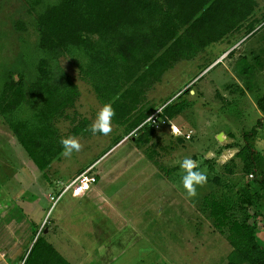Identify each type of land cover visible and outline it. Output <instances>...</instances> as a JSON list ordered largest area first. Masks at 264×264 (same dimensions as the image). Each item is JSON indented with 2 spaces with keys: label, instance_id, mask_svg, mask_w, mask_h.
<instances>
[{
  "label": "rangeland",
  "instance_id": "374dc122",
  "mask_svg": "<svg viewBox=\"0 0 264 264\" xmlns=\"http://www.w3.org/2000/svg\"><path fill=\"white\" fill-rule=\"evenodd\" d=\"M256 2L252 17L239 30L195 58L177 63L147 93L156 106L173 102L178 94L180 101L190 103L172 122L192 130V139L181 140L169 127L156 130L150 140H139L136 133L126 139L125 128L113 120L107 135L88 130L74 136L75 123L85 118L90 128L104 104L66 55L60 56V64L80 95L55 122L64 136L78 139V152L70 156L62 152L42 171L0 115V246L16 245V255L5 256L0 264L25 263L35 232L39 229L37 236H46L43 229L48 222L41 221H51L59 208L49 211L46 193L92 165L100 175L103 194L94 200L78 196L76 208L98 216L93 221L97 225L103 216L108 236L104 241L100 228L97 237L86 231L93 224L83 222L84 217L83 230L76 225L78 230L68 234L61 228L59 234L75 247L56 249L74 264H227L232 247L227 229L218 228L211 215L212 199H228L231 217L254 224L264 243V189L256 182L264 175V113L257 105L264 93V0ZM34 16L28 0H0V83L8 68L29 69L37 41ZM254 128L256 135L249 141L262 157L252 177L236 153L245 144L244 133ZM222 132L228 139L220 141ZM186 157L207 176L192 198L182 183L185 172L180 163ZM37 188L39 192L29 198L26 190ZM246 188L259 196L244 209ZM88 253L92 256H82Z\"/></svg>",
  "mask_w": 264,
  "mask_h": 264
},
{
  "label": "trees",
  "instance_id": "16d2710c",
  "mask_svg": "<svg viewBox=\"0 0 264 264\" xmlns=\"http://www.w3.org/2000/svg\"><path fill=\"white\" fill-rule=\"evenodd\" d=\"M28 3L35 14V53L30 57L29 69L5 70L0 83V115L42 171L63 152L60 140L68 137L60 132L55 120L80 95L78 85L60 64L61 55L74 61L103 104H112L115 110L112 120L125 128L126 137L159 107L147 99L154 84L177 63L195 58L209 45L239 30L257 5L256 0H28ZM24 58L22 52L20 59ZM180 96L164 104V117L172 120L190 106L187 101H180ZM257 105L264 113V93ZM88 124L85 118L77 121L74 136L87 132ZM155 133L156 129L148 125L136 131L139 140H150ZM254 135L255 128L245 132V144L236 153L252 177L262 157L249 141ZM124 137L118 138L119 142ZM230 144L227 147L234 146ZM256 182L264 189V175ZM255 195L259 193L243 190L244 209L252 206ZM208 207L217 227L228 231L232 250L227 264H264V243L256 234V226L231 217L232 204L228 199H212ZM37 234L38 231L24 264H72L45 235Z\"/></svg>",
  "mask_w": 264,
  "mask_h": 264
},
{
  "label": "crops",
  "instance_id": "0c3cea01",
  "mask_svg": "<svg viewBox=\"0 0 264 264\" xmlns=\"http://www.w3.org/2000/svg\"><path fill=\"white\" fill-rule=\"evenodd\" d=\"M226 52L223 53V55H225ZM222 56H220L219 58H221ZM180 114H178V115H180ZM99 183H100V175H99L98 183L95 186H93L88 192L81 195V198L83 197L87 200H89V199L94 200L96 198V196L97 197H98V195L102 196L103 188L101 189L100 187H98ZM30 190H26L29 194V198L31 196H33L35 192H39V188H37L36 190H33V189H30ZM58 190L59 189L57 187L54 190H52L51 192L46 193V197L50 201L49 211H51V206H52V202L50 200L49 195L51 193L57 192ZM65 198H67L68 200L63 201V199H65ZM81 198L80 197L78 198V196H75L72 192H68L63 198H61V200L55 205V207H53L56 209L59 206V208L57 209V211L54 214V218L51 221L47 220L48 224L43 229V232L46 233V236H47L46 238L48 239V241H50L57 249H59L58 247H60V248L64 249V251H66L65 250L66 245H71L72 247H75L74 244H70L68 239L67 240L63 239V236L59 234V231L61 230V228L63 230L66 229L68 234H70V233L72 234L78 229L83 230L82 229L83 226H81L80 223L82 221L85 222V220H86L87 224H91V223L93 224V227H91V229H89L90 226L87 227L85 225V227H87L86 231H90L92 233V235L97 237L99 235V233H98L99 229L98 228H100V234H103V236H105L104 241H106V239H107V237H106V236H108V232L106 230L107 225H106V221L103 220L102 213L99 212L100 215L102 216V218H100V221L98 222L99 225H97V223H94L93 221H95V218L98 219V216L97 217L92 216V215L87 216L85 211L83 209H81L80 206L78 208H76V206L78 205L77 202H79ZM106 208H107V206H106ZM103 210L104 209H101V211H103ZM26 215L29 216L28 213ZM101 216H99V217H101ZM83 217H84V220H82ZM45 220H46V218H43V220L41 221L40 224H42ZM80 220H82V221L80 222ZM76 225H78V227H79L78 229H77ZM38 231H39V229H38ZM14 247H15V249H13ZM84 248L88 249V246L87 247L84 246ZM9 254H11V256H13L14 254L16 255V245L15 244H11V245L4 246V247L0 246V262L3 261L4 257L9 255ZM90 254L91 253H88V255H82V256H89ZM67 255L72 257V258L74 257V253L72 251H69V253H67ZM90 256H92V255H90ZM71 263L74 264L73 262H71Z\"/></svg>",
  "mask_w": 264,
  "mask_h": 264
},
{
  "label": "built area",
  "instance_id": "2783aa9c",
  "mask_svg": "<svg viewBox=\"0 0 264 264\" xmlns=\"http://www.w3.org/2000/svg\"><path fill=\"white\" fill-rule=\"evenodd\" d=\"M178 95H176L175 97H177ZM164 107L165 105L156 108L136 130L132 131L129 135L126 136V139H128L130 136L136 133V131L144 125H148L156 130L169 127L170 133L172 135L185 139H192L193 136L192 130H187L185 127H181V126L179 127L175 125L171 119L163 116L162 113ZM173 126H175V128L178 129V131L174 132ZM98 180H99V174L95 170V167L93 165L87 167L81 173L75 176L71 181H69L66 185L60 187L57 192L51 193L49 195L50 200L52 202L51 209L55 207V205L61 200V198H63L68 192H72L75 196H81L86 192H88L93 186H95L98 183ZM46 222L47 219L45 220V223ZM13 264H24V261Z\"/></svg>",
  "mask_w": 264,
  "mask_h": 264
},
{
  "label": "clouds",
  "instance_id": "9594fccd",
  "mask_svg": "<svg viewBox=\"0 0 264 264\" xmlns=\"http://www.w3.org/2000/svg\"><path fill=\"white\" fill-rule=\"evenodd\" d=\"M115 115V110L111 103H105L103 107L96 113L95 120L90 126L92 134L102 133L107 135L111 131V121ZM173 131L178 129L173 126ZM60 144L63 148V154L70 156L73 151H79L81 144L74 137L61 138ZM180 167L185 174L182 177L183 187L189 198L197 195V187L202 186L207 181V176L198 170L196 162L191 157H186L180 163Z\"/></svg>",
  "mask_w": 264,
  "mask_h": 264
},
{
  "label": "water",
  "instance_id": "95a60500",
  "mask_svg": "<svg viewBox=\"0 0 264 264\" xmlns=\"http://www.w3.org/2000/svg\"><path fill=\"white\" fill-rule=\"evenodd\" d=\"M220 141H224L225 139H228V137H224V132L219 134Z\"/></svg>",
  "mask_w": 264,
  "mask_h": 264
}]
</instances>
